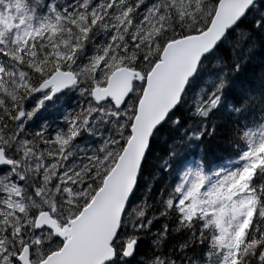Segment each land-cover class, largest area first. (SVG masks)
Masks as SVG:
<instances>
[{"label":"snow or ice","instance_id":"1","mask_svg":"<svg viewBox=\"0 0 264 264\" xmlns=\"http://www.w3.org/2000/svg\"><path fill=\"white\" fill-rule=\"evenodd\" d=\"M0 264H264V0H0Z\"/></svg>","mask_w":264,"mask_h":264},{"label":"trees","instance_id":"2","mask_svg":"<svg viewBox=\"0 0 264 264\" xmlns=\"http://www.w3.org/2000/svg\"><path fill=\"white\" fill-rule=\"evenodd\" d=\"M252 71H255L256 73H258V72H259V68L256 67L255 69H250V72H252ZM223 152H224V149H223L222 147H219V148L216 150L215 155H220V154H222Z\"/></svg>","mask_w":264,"mask_h":264}]
</instances>
